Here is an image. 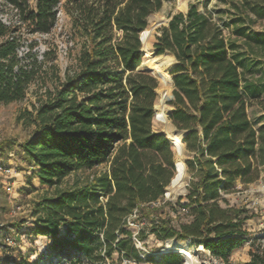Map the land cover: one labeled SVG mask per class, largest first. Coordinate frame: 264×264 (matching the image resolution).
<instances>
[{"label":"trees","instance_id":"1","mask_svg":"<svg viewBox=\"0 0 264 264\" xmlns=\"http://www.w3.org/2000/svg\"><path fill=\"white\" fill-rule=\"evenodd\" d=\"M7 1L29 33L47 35L58 24L63 0H36L35 8L30 0ZM164 1L65 0L79 49L73 71L63 77L54 49L38 54L32 41L23 56L21 27L0 21V105L23 102L33 86L54 82L46 99L19 117L35 125L30 138L0 144V157L18 146L41 184L54 189L34 202L30 214L29 233L48 238V250L19 264H116L115 255L127 264L185 263L178 253L142 257L136 239L144 241L148 233L130 228L135 215L151 222L149 233L157 239L189 241L224 264L248 241V216L223 194L238 183L257 182L264 172V128L258 130L248 115L255 104L264 110V75L247 78L236 41L227 39L217 17L200 12L197 3L171 16L154 45L158 61L177 60L169 118L187 131V203H165L175 213L189 208L190 219L175 226L153 215L159 210L153 205L175 176L176 158L166 135L152 127L160 81L138 67L144 59L141 35ZM235 9L240 13L231 20L235 35L246 37L251 55L264 64V33L252 46L246 29L238 26L253 21L248 13L264 19V0H241ZM102 165L107 168L101 174L61 188L68 177ZM244 264H264V249L253 250Z\"/></svg>","mask_w":264,"mask_h":264},{"label":"rangeland","instance_id":"2","mask_svg":"<svg viewBox=\"0 0 264 264\" xmlns=\"http://www.w3.org/2000/svg\"><path fill=\"white\" fill-rule=\"evenodd\" d=\"M187 1L188 8L190 4L197 3L200 12H211L216 16L226 38L236 41V45L239 47L238 51L243 54L241 60L245 62L244 71H246L247 78L254 81L264 75L263 62H261L260 58L252 56L249 47L244 44L246 37L235 35L233 31L234 28L231 20L240 14L235 7L241 4V0ZM164 2V6L159 13L149 17L147 29L155 26L153 40L150 43L152 52H157L154 45L157 42V37L160 35L159 29L168 26L171 16L175 13L183 12L179 9L178 0H165ZM64 3L65 0H63L59 6L60 14L56 27L50 34L42 35L29 33L25 26H21V21L16 9H14L7 0H0V20L11 23V29L21 27L19 31L22 35L20 47L22 55L24 56L27 53L28 46L32 41L37 42L34 51L38 54H42L44 51H47L48 48L54 49L57 57L55 63L58 66L59 75L61 77H63L65 71H73L75 56L79 49L76 41L73 40L72 37L71 20L65 12ZM30 5L31 8H35L36 0H30ZM245 16L251 18L253 21L247 19L244 23H239L238 26H243V28L246 29L245 31H247V34L245 36L250 35L252 38L251 44L253 46L255 44L256 35L264 33V19L259 18V16L255 15L253 12ZM156 24L158 25L156 26ZM166 53L167 52L164 54ZM151 55L153 56V53H151ZM155 55L158 56L156 53ZM147 60L148 57L144 52V59L142 64L138 67V71H148L151 73L146 67ZM155 60L156 63L162 64L169 69V74L173 79L171 72L176 65H174L173 62L164 64L156 58ZM250 67V71H247ZM50 75H52L51 72ZM159 81L160 87L157 90L158 100L155 105V110L160 106L161 96L159 94L165 87L161 80ZM53 84L54 82L48 79L46 86H33L25 101L9 105H0V144L7 141L19 144L30 138L35 130V125L19 117L25 111H32L33 105L38 106L41 100L46 99L45 91L47 88H53ZM173 89L174 87L172 86L169 90L170 98L173 97ZM262 99L264 100V92L262 94ZM169 103V101L166 102V106L169 114H171L172 106H170ZM248 109L249 118L251 122L256 125V128L258 130L264 128V110L257 104L250 106ZM167 118L173 126L169 116H167ZM152 127L155 132H165V127L162 122L154 120ZM166 137L169 139L167 135ZM106 168V165H102L92 171H81L68 177L63 182L61 188L72 187L77 181L83 183L92 176L101 174ZM5 170H9L10 172H6ZM183 189L184 191L182 193L174 195L173 200L170 201L171 203L174 205H177L179 202L183 204L187 203L185 197L188 190L187 186ZM53 193L54 189H50L41 184L39 177L36 175V168L30 166L22 159L21 151L18 146L8 148L6 152L2 154L0 157V264H19L22 261L32 263L39 256L45 255L50 242L46 237L34 236L29 233L30 226L34 221L30 214L34 202L40 200L44 196L52 195ZM223 197L230 206L244 210L249 218L244 226L248 241L244 243L241 248L236 249L232 253L228 263L244 264L251 259L253 250L258 247L264 249V172L257 182L248 186L238 183L234 191L223 194ZM153 206L159 209L157 213L153 214L156 215V218L158 217L161 220L170 219L175 226H179L183 222H188L190 219L189 208L185 211L175 213L167 203H163L160 206L154 204ZM222 206L225 207L226 204L222 203ZM153 215L151 219H153ZM138 216L139 215H135L131 218L130 228L136 234L140 231L148 233L144 241L140 242L136 239V245L142 251V257L150 255L156 259H160L165 253H174V251L167 246L169 241H173L178 244H185L196 258L197 264H224L221 260L212 258L209 252L204 250L203 247L192 246L189 241L183 242L176 239H157L155 234L149 233V230L152 228L151 222L148 219H138ZM113 259L116 264L128 263L126 260L122 262L119 261L117 255H115ZM46 260L47 259L44 261ZM131 264L137 263L132 262ZM141 264L150 263L144 262ZM184 264L187 263L185 262Z\"/></svg>","mask_w":264,"mask_h":264},{"label":"bare ground","instance_id":"3","mask_svg":"<svg viewBox=\"0 0 264 264\" xmlns=\"http://www.w3.org/2000/svg\"><path fill=\"white\" fill-rule=\"evenodd\" d=\"M179 1V9L183 12L187 11L188 8V1L187 0H178ZM158 24H156L157 26ZM155 26L144 30V32L141 35L144 49H145V55L148 57V65L149 70L158 80H161L163 85L165 86L161 93L159 94L161 96V102L160 106L158 107L157 115L158 119L163 122L165 127V132L170 140H175L176 142H179V138H181L182 134L180 132H176L174 127L171 126L169 119L167 118L169 111L166 106V102L170 100L169 90L173 86V80L169 74V69L163 66L162 64L156 63L155 60V54L152 52V49L150 48V43L153 40V31ZM153 53V56L151 55ZM170 53V52H167ZM175 58V57H174ZM176 62V59H175ZM176 65L175 63H173ZM179 166V174L176 178H174L173 182L170 185V189L174 194H179L184 191L182 188V179L184 173L182 172V165L178 164ZM169 249H172L174 252L183 254L184 259L187 261V264H197L196 258L192 255L191 251L188 250V247L185 244H178L173 241H169L167 244ZM166 250V249H165Z\"/></svg>","mask_w":264,"mask_h":264},{"label":"built area","instance_id":"4","mask_svg":"<svg viewBox=\"0 0 264 264\" xmlns=\"http://www.w3.org/2000/svg\"><path fill=\"white\" fill-rule=\"evenodd\" d=\"M1 22L5 26L11 28V23L6 22V21H1ZM155 120L158 121V122H162V121H160L158 119L157 112H156ZM179 139H180L179 142H176L175 140H169V141L173 145V150H174L175 158H176V163H175V168H174V173H175L174 178H176L178 176V174H179V166H178V164H181L182 165V172L184 173L183 179H182V188H185L188 185L187 181L189 179V176H188L187 168H186L185 144H184L182 138H179ZM5 171L6 172H10L9 170H5ZM174 178H173V180H174ZM173 180L171 181V183L173 182ZM171 183H170V185H171ZM170 185L166 188V191L164 193L162 201H158V202L155 203L156 206H160L161 204H163V203H165L167 201H172L173 200L175 194L171 191ZM102 200H105V199L102 198ZM129 222H130V220H129Z\"/></svg>","mask_w":264,"mask_h":264},{"label":"water","instance_id":"5","mask_svg":"<svg viewBox=\"0 0 264 264\" xmlns=\"http://www.w3.org/2000/svg\"><path fill=\"white\" fill-rule=\"evenodd\" d=\"M170 22V21H169ZM140 40H141V42L143 43V41H142V38H140ZM143 50H144V52H145V49H144V44H143ZM157 54V52H154V54ZM146 54V53H145ZM176 59V58H175ZM177 63V60H176V62H175V64ZM139 70V69H138ZM155 77V76H154ZM156 78V77H155ZM173 80V79H172ZM173 87H174V80H173ZM173 98V97H172ZM172 98H170V100H169V102L172 100ZM154 111H156L155 110V108H154ZM157 112V111H156ZM168 116H170V114H168ZM172 126V125H171ZM173 127V126H172ZM174 129L176 130V132L178 131V132H180L181 134H182V136H181V138L183 139L186 135H187V131H184V130H180V129H178V128H176V127H174ZM163 134H166V132H162ZM167 135V134H166ZM170 140V139H169ZM174 253H177V252H174ZM178 254H181V253H178ZM183 255V254H182ZM185 262H187L186 260H185Z\"/></svg>","mask_w":264,"mask_h":264}]
</instances>
